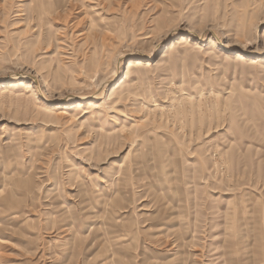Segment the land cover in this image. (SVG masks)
Masks as SVG:
<instances>
[{"label": "rangeland", "instance_id": "1", "mask_svg": "<svg viewBox=\"0 0 264 264\" xmlns=\"http://www.w3.org/2000/svg\"><path fill=\"white\" fill-rule=\"evenodd\" d=\"M0 264H264V0H0Z\"/></svg>", "mask_w": 264, "mask_h": 264}, {"label": "bare ground", "instance_id": "2", "mask_svg": "<svg viewBox=\"0 0 264 264\" xmlns=\"http://www.w3.org/2000/svg\"><path fill=\"white\" fill-rule=\"evenodd\" d=\"M116 199V198H115Z\"/></svg>", "mask_w": 264, "mask_h": 264}]
</instances>
